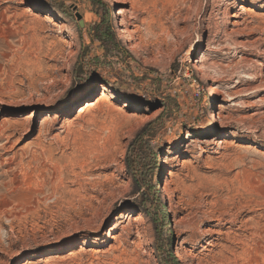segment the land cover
Returning a JSON list of instances; mask_svg holds the SVG:
<instances>
[{
  "label": "rangeland",
  "instance_id": "374dc122",
  "mask_svg": "<svg viewBox=\"0 0 264 264\" xmlns=\"http://www.w3.org/2000/svg\"><path fill=\"white\" fill-rule=\"evenodd\" d=\"M100 1L0 0V264H264V0Z\"/></svg>",
  "mask_w": 264,
  "mask_h": 264
},
{
  "label": "trees",
  "instance_id": "16d2710c",
  "mask_svg": "<svg viewBox=\"0 0 264 264\" xmlns=\"http://www.w3.org/2000/svg\"><path fill=\"white\" fill-rule=\"evenodd\" d=\"M92 2H94L95 4H98L100 6V14H99V20L98 22H96L93 27H92V37L93 40L98 41L101 46L105 49V50H112V51H117L119 49L120 46V42L118 41L115 32H114V26H113V13L109 10L108 6L103 3L100 0H92ZM152 123H148L146 124L142 130L137 134V136L135 137V142L136 143H141L142 139L144 137V134L149 133V129L151 127ZM146 148L147 151H149L150 153L152 152L151 148L147 145L144 146ZM156 162V160L154 161ZM157 165L154 164V166L151 168H156ZM141 173H147V168H145L144 170H141ZM134 182L137 185V189L138 192L140 193V195L142 196V200L141 203L139 204V206L143 209V212L146 213L148 216L151 217L152 221L154 222V225L157 227V224L160 223L161 224V230L163 229V226L165 225V220L163 218V216H160V221H158V213L155 212H151V210L147 209L145 207V194L144 192L141 191L139 182H137L136 178H133ZM143 179V178H142ZM145 179V178H144ZM154 191V190H153ZM153 195L155 192H152ZM160 209H162V207H160ZM164 233V232H163ZM156 238V243L154 244V247L156 248V250L160 253H163V244L161 242V240H159V238H157V236H155ZM160 241V242H159ZM170 245V243H169ZM165 255H166V260L168 261L169 264H179L178 260L176 259V257L174 256L171 248H167L165 250Z\"/></svg>",
  "mask_w": 264,
  "mask_h": 264
},
{
  "label": "bare ground",
  "instance_id": "6f19581e",
  "mask_svg": "<svg viewBox=\"0 0 264 264\" xmlns=\"http://www.w3.org/2000/svg\"><path fill=\"white\" fill-rule=\"evenodd\" d=\"M108 87L106 86H102V88H100V97H98L95 101H89L88 103H86V105L84 107H79L80 110L78 111V115L77 116H81L85 110L89 109V108H92L94 105L98 104L99 102H103L107 97H106V90H107ZM211 89V88H210ZM39 132H41V129L39 130ZM263 196V195H262ZM264 198V197H263ZM5 204L3 202L0 201V211H2V207L4 206ZM4 210V209H3ZM262 215V214H261ZM264 217V216H263ZM119 218V217H118ZM139 220V219H138ZM249 221V220H248ZM251 224V223H250ZM259 224V223H258ZM261 224V223H260ZM259 224V225H260ZM252 225V224H251ZM256 227H258L256 225ZM262 227V226H261ZM246 229V228H245ZM258 230V229H257ZM256 230V231H257ZM258 232V231H257ZM257 232H256V236H257ZM254 235V234H253ZM258 237L260 239H263L264 240V227L263 228H260L259 229V232H258ZM255 237V236H254ZM260 241V240H259ZM257 242H258V239H257ZM261 242V241H260ZM264 242V241H263ZM262 244V243H260ZM258 246V245H257ZM262 249H260L261 252H264V249H263V246H261ZM260 245H259V248H261ZM256 248V247H255ZM258 248V247H257ZM258 250V249H257ZM263 250V251H262ZM257 253V252H256ZM258 253H259V250H258ZM75 254V253H74ZM262 254V253H261Z\"/></svg>",
  "mask_w": 264,
  "mask_h": 264
},
{
  "label": "water",
  "instance_id": "95a60500",
  "mask_svg": "<svg viewBox=\"0 0 264 264\" xmlns=\"http://www.w3.org/2000/svg\"><path fill=\"white\" fill-rule=\"evenodd\" d=\"M76 16H77V19H78L79 26L82 27V26H83V22H82V20H81L80 15L77 14Z\"/></svg>",
  "mask_w": 264,
  "mask_h": 264
}]
</instances>
